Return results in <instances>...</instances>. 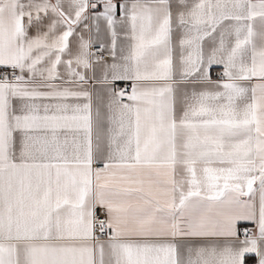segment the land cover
I'll use <instances>...</instances> for the list:
<instances>
[{
  "label": "snow or ice",
  "instance_id": "snow-or-ice-1",
  "mask_svg": "<svg viewBox=\"0 0 264 264\" xmlns=\"http://www.w3.org/2000/svg\"><path fill=\"white\" fill-rule=\"evenodd\" d=\"M0 264H264V0H0Z\"/></svg>",
  "mask_w": 264,
  "mask_h": 264
},
{
  "label": "crops",
  "instance_id": "crops-1",
  "mask_svg": "<svg viewBox=\"0 0 264 264\" xmlns=\"http://www.w3.org/2000/svg\"><path fill=\"white\" fill-rule=\"evenodd\" d=\"M124 83H125V82H118V84H120V85H121V84H124ZM129 83H130V82H129Z\"/></svg>",
  "mask_w": 264,
  "mask_h": 264
},
{
  "label": "built area",
  "instance_id": "built-area-1",
  "mask_svg": "<svg viewBox=\"0 0 264 264\" xmlns=\"http://www.w3.org/2000/svg\"><path fill=\"white\" fill-rule=\"evenodd\" d=\"M121 85H123V84H121Z\"/></svg>",
  "mask_w": 264,
  "mask_h": 264
}]
</instances>
